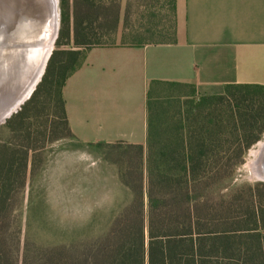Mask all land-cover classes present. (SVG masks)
Wrapping results in <instances>:
<instances>
[{
  "label": "trees",
  "instance_id": "obj_1",
  "mask_svg": "<svg viewBox=\"0 0 264 264\" xmlns=\"http://www.w3.org/2000/svg\"><path fill=\"white\" fill-rule=\"evenodd\" d=\"M60 5L57 47H72L53 52L30 99L6 122L10 140H0V264H264V183L227 189L264 135L260 85H228L224 94L196 101L186 95L172 113L175 94L156 92L192 87L152 82L147 144L111 145L133 152L109 158L132 199L107 233L35 253L21 250L14 215L37 155L74 137L65 84L89 50L116 46L95 40L120 34L122 46L177 42V0H60ZM140 13L146 16L137 27Z\"/></svg>",
  "mask_w": 264,
  "mask_h": 264
},
{
  "label": "crops",
  "instance_id": "obj_2",
  "mask_svg": "<svg viewBox=\"0 0 264 264\" xmlns=\"http://www.w3.org/2000/svg\"><path fill=\"white\" fill-rule=\"evenodd\" d=\"M154 81L189 85L197 97L222 95L228 85L264 86V0H177L176 43L89 50L63 91L74 136L70 167L77 168L78 154L103 156L100 146L147 144ZM68 164L47 160L51 190L67 189ZM113 166L114 178L96 189H123Z\"/></svg>",
  "mask_w": 264,
  "mask_h": 264
},
{
  "label": "rangeland",
  "instance_id": "obj_3",
  "mask_svg": "<svg viewBox=\"0 0 264 264\" xmlns=\"http://www.w3.org/2000/svg\"><path fill=\"white\" fill-rule=\"evenodd\" d=\"M57 2L59 33L54 43L53 52L58 48L67 50L72 47V45L65 44L57 47L56 42L59 38L62 19L60 0ZM144 16L146 15L140 13L139 23L135 24L134 21V26H140ZM97 40L100 43L111 45H122L123 43L120 34L117 37L100 38L95 41ZM169 92L175 94L172 102L176 108L172 113L178 112V106L185 100L183 96H192L194 98L191 99L194 101L199 98L190 88L170 90L161 87L156 94L165 95ZM6 122L0 125L1 141L10 140V130ZM263 141L264 135L246 153L244 163L236 169L234 176L227 184L229 191L243 186L264 183L254 174V170L250 166L258 150V145ZM70 142V138L64 139L59 144L55 142L37 155L36 169L33 174L29 175L23 193L17 198L14 216L21 227L19 237L22 251L27 250L30 253H35L41 248L73 245L94 240L107 233L112 220L118 215L122 207L132 199L131 192L124 187L116 190H98L94 184L113 179L117 172L116 169L115 171L111 169L113 164L109 158L124 159L126 153L131 152L129 149L118 146H100L99 149L103 156L91 157L87 154H78V166L75 168L68 164ZM131 154L133 155V152ZM53 155L63 157L68 164L64 175L67 189L63 191L51 190L46 172V162ZM98 161H101L103 165L98 166ZM107 164L109 167L106 166ZM114 166L113 168H116ZM75 170L77 171L76 174L73 173ZM109 197H113L112 202L107 200Z\"/></svg>",
  "mask_w": 264,
  "mask_h": 264
},
{
  "label": "water",
  "instance_id": "obj_4",
  "mask_svg": "<svg viewBox=\"0 0 264 264\" xmlns=\"http://www.w3.org/2000/svg\"><path fill=\"white\" fill-rule=\"evenodd\" d=\"M55 5V0H0V125L30 99L42 81L53 54L39 78L45 45L59 33ZM257 164L258 178L264 182V154Z\"/></svg>",
  "mask_w": 264,
  "mask_h": 264
},
{
  "label": "bare ground",
  "instance_id": "obj_5",
  "mask_svg": "<svg viewBox=\"0 0 264 264\" xmlns=\"http://www.w3.org/2000/svg\"><path fill=\"white\" fill-rule=\"evenodd\" d=\"M58 2H57V0H55V22H56V24H57V27H58V4H57ZM55 37H56V35H54V36H52L51 37V39L47 42V44L45 45V54H44V56H43V60H42V63H41V65H40V67H39V78H40V76L42 75V73H43V71H44V69H45V65H46V62H47V60H48V58H49V56H50V54H51V52L53 51V49H54V43H55ZM39 78H38V80H36L35 82H34V85L33 86H31V89H30V91H29V93H28V95L31 93V91L34 89V87H35V84H36V82H38L39 81ZM16 109H18V107H16ZM15 110H13L12 111V113L14 112ZM263 154H264V141L263 142H261L259 145H258V150H257V152L255 153V156H254V160L252 161V163H251V168L254 170V174L256 175V176H258L257 175V171H258V164H257V162H258V160L260 159V157H262L263 156Z\"/></svg>",
  "mask_w": 264,
  "mask_h": 264
}]
</instances>
